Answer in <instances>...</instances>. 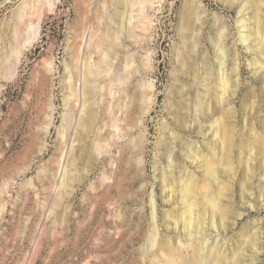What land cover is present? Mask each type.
I'll return each mask as SVG.
<instances>
[{
  "label": "rangeland",
  "instance_id": "obj_1",
  "mask_svg": "<svg viewBox=\"0 0 264 264\" xmlns=\"http://www.w3.org/2000/svg\"><path fill=\"white\" fill-rule=\"evenodd\" d=\"M35 253L264 264V0H0V264Z\"/></svg>",
  "mask_w": 264,
  "mask_h": 264
},
{
  "label": "bare ground",
  "instance_id": "obj_2",
  "mask_svg": "<svg viewBox=\"0 0 264 264\" xmlns=\"http://www.w3.org/2000/svg\"><path fill=\"white\" fill-rule=\"evenodd\" d=\"M121 2V1H120ZM142 2V1H141ZM253 2V1H252ZM118 3V2H117ZM131 3H133V2H131ZM134 4V3H133ZM145 5V4H144ZM125 6V5H124ZM141 6H143V5H141ZM200 9V8H199ZM104 10V9H103ZM119 10V9H118ZM116 11H117V9H116ZM118 16V15H117ZM122 16V15H121ZM191 16V15H190ZM116 19H118V18H116ZM121 22H122V20H120ZM120 24V23H119ZM123 24V23H122ZM121 24V25H122ZM189 26V25H188ZM122 27V26H121ZM249 32V31H248ZM110 33V32H109ZM111 33H113V34H115L114 32H111ZM118 33V32H117ZM255 33V32H254ZM118 35V34H117ZM117 35H116V37H117ZM113 36V35H112ZM114 37H115V35H114ZM113 37V38H114ZM115 37V38H116ZM103 41V40H102ZM244 41V40H243ZM30 43V42H29ZM99 44H101V43H99ZM102 45V44H101ZM262 45V44H261ZM110 47V46H109ZM108 47V48H109ZM115 47V46H114ZM13 48V47H12ZM107 48V49H108ZM14 49V48H13ZM100 49V48H99ZM261 49V48H260ZM191 51V50H190ZM13 53V52H12ZM101 59V58H100ZM105 61V60H104ZM222 61V60H221ZM102 62H103V60H102ZM220 63V69L222 68L221 66H223L222 65V62H219ZM99 68H100V65H99ZM98 68V69H99ZM101 68H102V66H101ZM97 69V68H96ZM103 69V68H102ZM101 72V71H100ZM100 72L99 71H97V70H95V71H93L92 69H91V65H90V63L89 62H85L84 64H83V74H82V89H83V93H82V97L84 98V89L86 90H88V88H92V86L93 87H97V89L99 88V90L102 88L101 86H99L98 85V82H97V80L99 79V78H97V79H95V80H93V79H90V75H92V74H95V75H98V76H100L101 77V74H100ZM112 72V71H111ZM138 72V71H137ZM100 74V75H99ZM69 75V74H68ZM220 78H219V80H220V82H221V84H222V87L224 88L225 87V84H227V82H225V76L223 75V73H220ZM110 76V75H109ZM103 77V76H102ZM94 78V77H93ZM104 78V77H103ZM109 80H111V79H109ZM227 81V80H226ZM218 83V82H217ZM90 84H93L92 86L90 85ZM90 85V86H89ZM90 88V89H91ZM103 88H106V87H103ZM102 88V89H103ZM102 89L100 90V91H102ZM92 90H93V88H92ZM96 90V89H95ZM149 90V89H148ZM89 91V90H88ZM97 92V91H96ZM93 93V92H92ZM99 93V92H98ZM97 93V94H98ZM224 93V92H223ZM87 94H90L89 92L87 93ZM86 95V94H85ZM94 95V94H93ZM81 96V95H80ZM84 100V99H83ZM85 102V101H84ZM85 105V104H84ZM118 105V104H117ZM83 107V106H82ZM86 108V107H85ZM204 108V107H203ZM86 111H87V109H86ZM88 113H90V110H89V107H88ZM93 111V110H92ZM84 111H83V109H81L80 110V113H79V115H81L82 113H83ZM111 112H113V111H111ZM111 112H110V115L109 116H112L111 118H109V119H112L113 118V115H111ZM93 113V112H92ZM83 115H84V113H83ZM91 115H93V114H91ZM95 115H96V113H95ZM94 115V116H95ZM86 116V115H85ZM82 117V116H81ZM89 117H92V116H89ZM88 117V118H89ZM96 117V116H95ZM87 118V117H86ZM86 118H84V119H86ZM84 119H82V120H84ZM92 128V127H91ZM61 138H62V136H61ZM94 149H96L95 147H94ZM71 153V152H70ZM76 158V157H75ZM217 176V175H216ZM222 185V184H221ZM186 190H187V188H186ZM218 205V204H217ZM219 206V205H218ZM218 206H214V207H216V209H218L217 207ZM214 210V209H213ZM218 210H220V209H218ZM221 211H222V209H221ZM220 211V212H221ZM223 213H225V212H223ZM224 215V214H223ZM201 217V216H200ZM198 218V217H197ZM223 217H221V219H222ZM214 224V223H213ZM212 225V224H211ZM213 226V225H212ZM214 228V227H213ZM154 236H155V232H154ZM233 254H235V253H233ZM27 264H38V258H37V256H36V253L33 255V256H31V259L28 261V263Z\"/></svg>",
  "mask_w": 264,
  "mask_h": 264
}]
</instances>
